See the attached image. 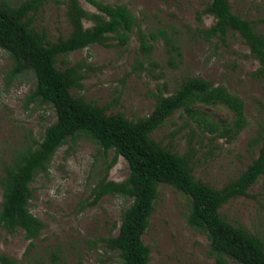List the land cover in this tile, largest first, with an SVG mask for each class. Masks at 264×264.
<instances>
[{
	"label": "rangeland",
	"instance_id": "rangeland-1",
	"mask_svg": "<svg viewBox=\"0 0 264 264\" xmlns=\"http://www.w3.org/2000/svg\"><path fill=\"white\" fill-rule=\"evenodd\" d=\"M1 1V0H0ZM18 4L24 0H7ZM67 0H46L34 14L33 26L44 30L50 41L67 37L70 25L66 17ZM106 4H125L133 13L152 45L149 54L140 51L136 28L122 48L92 45L63 57L67 65L80 63L84 78L72 94L86 102L107 106L108 113H121L136 120L151 113L158 89L164 96L175 92L188 77L199 76L214 85H223L239 96L245 106L247 127L234 140L212 139L192 121L177 111L155 130L151 137L162 146L183 155L188 151L189 134L193 133V175L219 189L237 178L258 154L259 145H249L264 125V79L255 78L258 61L237 35L224 41L206 39L213 16L201 14L210 0H99ZM80 5L88 12L95 8L85 0ZM232 13L251 21L264 19V0H230ZM85 27L91 21H83ZM264 34V22L257 24ZM153 36L154 38H151ZM176 50L168 52L165 37ZM154 63V64H151ZM156 64V66H155ZM11 61L0 49V181L3 168L18 151L35 146L45 128L54 121L46 105L28 102L34 87L30 74L9 80ZM214 120L233 118L223 106H200ZM188 122V124H187ZM114 153H103L91 140L81 137L68 141L53 156L47 175H39L30 184L31 213L41 219L44 228L33 241L19 231L9 235L0 227V256L17 264H118L117 255L100 241L115 236L121 213L131 199L107 195L90 205L93 188L104 177V168ZM129 174L126 161L118 157L107 171V180L121 182ZM1 197V185H0ZM188 199L175 189L160 185L149 226L143 236L150 249L149 264H218L208 255L205 234L185 223ZM220 214L235 226H244L264 242V175L248 190V195L230 200ZM227 264H234L228 260Z\"/></svg>",
	"mask_w": 264,
	"mask_h": 264
},
{
	"label": "trees",
	"instance_id": "trees-1",
	"mask_svg": "<svg viewBox=\"0 0 264 264\" xmlns=\"http://www.w3.org/2000/svg\"><path fill=\"white\" fill-rule=\"evenodd\" d=\"M85 1L96 11H86L80 0L66 1L70 32L67 37L55 41L48 40L44 30L33 26V16L46 0H24L18 4L0 1V49L11 61L9 80L30 74L34 87L27 96L28 102L46 105L54 113V121L45 128L41 140L35 146L18 151L3 168L0 227L9 235L23 232L24 238L30 241L29 249L33 247L44 223L29 209L30 184L37 176L48 174L49 164L60 147L84 137L93 141L103 153H114L104 168V177L92 190L90 205L107 195L131 199L121 213L118 233L100 240L108 251L117 255L118 264L150 263V249L144 244L143 236L160 185L169 186L188 199L185 223L206 235L208 255L218 264H227L228 260L234 264H264V242L244 226H235L220 214V209L230 200L247 196L251 186L264 175V125L249 141L251 146L259 145L257 156L237 178L216 189L195 179L192 173L193 160L189 155L192 132L188 151L183 155L165 148L151 135L180 111L186 121L195 123L212 139L220 137L231 142L247 127L248 120L243 100L225 86L214 85L199 76L185 78L170 95L164 96L158 89L151 113L136 120H128L121 113H108L107 106H98L73 95L72 89L81 86L84 75L79 62L64 68L57 66L58 60L67 65L63 57L68 54L92 45L122 48L128 44L134 27L140 51L149 54L152 50L149 37L125 4ZM201 14L211 15L215 20L203 31L205 38L217 37L224 41L229 34L237 35L258 61L259 68L253 76L264 79V34L257 30V24L264 19L251 21L232 13L230 0H210ZM85 20L91 21L92 26L85 27ZM165 44L169 53L177 49L170 37H165ZM200 106H223L233 118L214 120ZM118 157L126 161L129 174L121 182L107 180V171ZM0 264L17 263L1 255Z\"/></svg>",
	"mask_w": 264,
	"mask_h": 264
}]
</instances>
